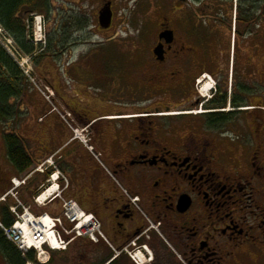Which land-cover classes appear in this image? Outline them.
Wrapping results in <instances>:
<instances>
[{"label":"flooded vegetation","instance_id":"flooded-vegetation-1","mask_svg":"<svg viewBox=\"0 0 264 264\" xmlns=\"http://www.w3.org/2000/svg\"><path fill=\"white\" fill-rule=\"evenodd\" d=\"M149 1L117 21L116 0H64L58 64L91 61L89 89L73 95L90 110L73 112L76 122L126 140L123 160L101 156L108 196L84 203L106 241L72 264H264V0ZM117 23L139 29L119 35ZM86 30L93 43L78 35ZM189 111L202 113L164 115ZM100 112L119 119L92 123Z\"/></svg>","mask_w":264,"mask_h":264},{"label":"crops","instance_id":"crops-1","mask_svg":"<svg viewBox=\"0 0 264 264\" xmlns=\"http://www.w3.org/2000/svg\"><path fill=\"white\" fill-rule=\"evenodd\" d=\"M0 46L6 55L14 61L4 46L2 44ZM56 67H58L57 59L51 54L42 55L34 63V77L41 83L44 82L51 86L58 101L69 111H77L78 113L89 111L85 106L73 104L68 98L72 89L67 91L62 86ZM18 68L28 88L19 100V116L13 121L14 127L12 129L22 141L23 147L32 162V167L28 171L34 170L47 159L55 157V169L68 180L69 184L68 189L62 194L63 198L75 201L82 210L92 213V207H87L84 203H92L96 198L108 196L104 186V182L110 179L109 176H106L108 172L107 162L103 158L98 162L81 143L72 141V132L69 127L56 114L50 113L48 104L39 92L30 86L23 69ZM41 69L43 72L39 73L38 71ZM27 92L28 95L25 97ZM101 116L106 117L109 121L119 119L117 113L106 114L104 112H100V115L91 116L89 119L93 123ZM12 123H9L10 127ZM92 145L94 153L103 156L106 152L112 162L121 161L125 156L126 140L124 137L116 138L112 144L100 133L95 135ZM111 147L113 148L112 151ZM6 162L8 164L7 173L0 168V195L9 188L10 179L20 178L24 175V173L20 174L16 171L8 160ZM51 172L53 169L50 168L46 174L36 173L27 186L19 191L20 201L36 214L44 212L50 215L57 214L52 205L40 208L33 204L34 195L38 193L40 186Z\"/></svg>","mask_w":264,"mask_h":264},{"label":"built area","instance_id":"built-area-1","mask_svg":"<svg viewBox=\"0 0 264 264\" xmlns=\"http://www.w3.org/2000/svg\"><path fill=\"white\" fill-rule=\"evenodd\" d=\"M28 29L31 31V39L34 44L45 45V26L41 17H34L33 23ZM2 39L6 41L4 37ZM45 97L49 101L50 96L45 95ZM73 132L74 139H79L87 145L89 139L82 135L83 131L73 130ZM89 149L91 150V148ZM46 163L52 165L51 160ZM42 168L43 165L37 171L43 172ZM60 179L58 173L53 174L47 181V186L42 187V193L34 199V203L38 206H46L56 199L60 200V217H49L47 214L33 216L18 202L16 190L23 186L26 180H12V189L0 199V203L5 202L6 198L10 196L17 204L9 208L16 219L14 224L10 227L0 224L4 237L17 248L22 256H25L29 251H34L38 264L48 262L49 251L65 250L77 238H87L93 243H97L100 238L104 239L100 232V224L92 215L84 213L74 201L62 199L61 193L68 184L62 178V188L59 185ZM19 208L22 209L21 213L18 212Z\"/></svg>","mask_w":264,"mask_h":264},{"label":"trees","instance_id":"trees-1","mask_svg":"<svg viewBox=\"0 0 264 264\" xmlns=\"http://www.w3.org/2000/svg\"><path fill=\"white\" fill-rule=\"evenodd\" d=\"M50 10L49 0H0V27L13 39L20 51L30 55L34 48L26 40L23 17L29 14L49 15ZM27 88L18 66L0 46V124L7 126L16 120L19 116V100ZM3 143L9 163L20 174L27 172L32 167V162L19 137L14 132L4 133ZM0 221L7 227L11 226L14 221L7 207L2 205L0 206ZM0 254L6 264L25 263L20 252L6 241L1 231ZM95 258L102 262L106 260L100 249H96ZM26 259L33 262L34 256L29 253Z\"/></svg>","mask_w":264,"mask_h":264},{"label":"rangeland","instance_id":"rangeland-1","mask_svg":"<svg viewBox=\"0 0 264 264\" xmlns=\"http://www.w3.org/2000/svg\"><path fill=\"white\" fill-rule=\"evenodd\" d=\"M135 1L136 0H116L115 10L117 12L116 13L117 21H119L120 19H128L130 12L133 11V6H134ZM49 2L52 7V12L50 13L49 16L44 14V16L46 17V21H47V28H48L47 33H48V41H49L45 55L46 54L55 55V52H56L55 42L59 35V31L58 33H56V30H57L58 21L64 9V6H63L64 0H49ZM150 3L151 2L149 0H143L137 3L134 7L136 8L137 11L140 12V11H144L149 6ZM156 5H159V4H156ZM122 7H124L125 9L124 8L122 9ZM75 11H76V8L75 10H72V11L69 10L68 13L69 15H71L72 13H75ZM67 18H70V17H67ZM136 25H134L133 27H127V26L122 27L120 24L117 23L116 33H118L119 35L134 34L137 31V29H139V24L137 23ZM262 27L263 29L261 28L259 37L256 38L255 41L262 40L261 42H264V26ZM90 31L91 30H86L85 32H81L78 35L84 34L82 38L85 37L86 39L87 37L88 39L90 35H92L93 33L95 34V30H92L91 32ZM89 32L90 34H88ZM94 41H95V38L91 36L89 42L93 43ZM231 45H232V39H231ZM240 45L242 47V44ZM89 64H91L90 60L86 58H82L80 60H74L71 63V67L69 68H64V66L63 67L58 66L56 67V69H57V73L59 74V77L61 78L62 86L66 88L67 91L72 89L71 95L68 98L71 99L73 104L77 106H85L90 110V108L87 105L79 104L73 101L74 93L84 95L86 90L89 89L88 88L89 81L86 82L84 79L85 73L88 70ZM38 72L39 73L43 72V69L39 70ZM263 73H264V51L260 52L258 57L256 58V65H255V74H256L255 88H257L255 91L256 96H259V95L261 96V94L264 93V74ZM78 76L82 79V82L79 85L78 83H76V79ZM27 95H28V92L26 93L25 97H27ZM189 112H196V111H189ZM11 127L12 128L14 127V122L12 123ZM11 127L10 125L5 126L3 124H0V168L5 173H7L8 171V164L6 162L7 159H6L5 147L3 143V134L9 133L12 131L14 132V130ZM52 208L56 211L57 214L59 213V203L58 202H55L52 205ZM31 213L33 215H36V213L33 211H31ZM90 247L92 246H90V243L87 240L85 239L78 240L75 243H73L71 246H69L65 252L51 254V257H53L52 262L53 264H72V261L79 260L80 258L91 259L92 252L90 250ZM0 264H6L1 254H0Z\"/></svg>","mask_w":264,"mask_h":264},{"label":"water","instance_id":"water-1","mask_svg":"<svg viewBox=\"0 0 264 264\" xmlns=\"http://www.w3.org/2000/svg\"><path fill=\"white\" fill-rule=\"evenodd\" d=\"M112 14L109 9L107 11L103 12L100 16V21L104 23H100L102 29H106L110 26Z\"/></svg>","mask_w":264,"mask_h":264}]
</instances>
